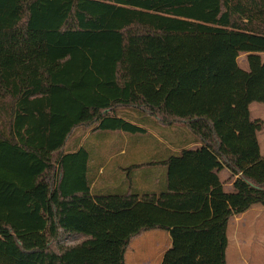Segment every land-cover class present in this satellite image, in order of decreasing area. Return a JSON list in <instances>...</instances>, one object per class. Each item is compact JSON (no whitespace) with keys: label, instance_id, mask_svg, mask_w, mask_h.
Masks as SVG:
<instances>
[{"label":"trees","instance_id":"obj_1","mask_svg":"<svg viewBox=\"0 0 264 264\" xmlns=\"http://www.w3.org/2000/svg\"><path fill=\"white\" fill-rule=\"evenodd\" d=\"M262 54L264 0H0V264H126L148 231L172 239L160 264H227L231 219L264 206ZM149 119L201 144L123 170L163 166L159 192L95 189L102 165L65 151Z\"/></svg>","mask_w":264,"mask_h":264},{"label":"rangeland","instance_id":"obj_2","mask_svg":"<svg viewBox=\"0 0 264 264\" xmlns=\"http://www.w3.org/2000/svg\"><path fill=\"white\" fill-rule=\"evenodd\" d=\"M262 59L264 60V54H262ZM238 63L242 69H248L245 54H242L239 57ZM250 110L251 118L253 120L260 119L264 122V104L254 103L250 106ZM125 113L127 115L129 114L131 118H134L135 116L130 110L125 111ZM149 120L150 122L145 126L148 133L143 137L141 135L138 137L141 138L138 140H143L144 142V155L139 159L140 163H143L150 158L151 150L154 148L153 143L155 142L153 136L156 139L159 137L161 139H168L169 137L168 129L159 127L156 121ZM111 137L115 136L113 135ZM106 138L107 135H105L104 132L98 131L90 134L89 130L80 129L71 137L65 151H72L75 143L80 140L87 148H91V150L94 149L95 154L99 155L100 153L98 154V152L104 150L105 146L104 143L101 142ZM259 140L261 154L264 156V128L260 133ZM103 158H105V156L102 152V155L98 156V160H100L99 164L101 165L105 164ZM116 165L117 164L113 162L109 166L107 165L105 169L108 171L109 168L112 166L115 167ZM106 173H104V175H106ZM103 179L104 178H100L99 182H103ZM99 182H94L95 189L103 186L102 184H99ZM228 188L229 187H227V189ZM236 224L238 225V241H236L234 233L236 230ZM164 236V232L148 231L134 239L126 252V264H154L159 261L158 257L161 255V249L165 244ZM82 239L83 237L71 236L63 240L62 244L70 246L80 242ZM228 239L227 264H264V206H254L243 218V221L239 223H235V220L232 221L231 229L228 230Z\"/></svg>","mask_w":264,"mask_h":264},{"label":"crops","instance_id":"obj_3","mask_svg":"<svg viewBox=\"0 0 264 264\" xmlns=\"http://www.w3.org/2000/svg\"><path fill=\"white\" fill-rule=\"evenodd\" d=\"M181 132L182 130L179 127L173 126L168 129V139H161L160 137L157 138V142H154V148L151 150L150 158L158 162H162L170 155H172L171 153H177L185 148L187 150H196L201 147V144L195 142L194 139L185 130H183L182 132L183 135ZM260 133L258 139L260 138ZM105 135H107V138L101 142L105 145L104 150L98 152V154L100 153L99 156L102 155V152L104 153L105 158H103V160L105 161V164L102 165V167H100L101 165H98L101 169L99 170V175L95 180L96 182H99L100 178H104L103 182H99V184L103 185L102 188H105L106 190H112L114 188H117L118 186L124 187V185H126V182H129V178L131 179L135 190L141 194L145 192H159L160 189H162L164 185H166L167 177L166 171L163 166H152L149 169L136 170L133 174H130V176L125 175V172L123 171L125 168L140 164L139 159L144 155V142L136 138H130L122 132L114 134L112 132ZM113 135L115 137H111ZM88 149L90 152V167L95 171V164H99L100 160H98V155L95 154L94 149ZM113 162L117 165L115 167L112 166L107 171L105 167L107 165L109 166ZM104 173H106V175H104ZM218 176L224 186L225 191L232 192V185L234 180L230 179L231 176L229 171L223 170L218 174ZM227 187L229 188L227 189ZM249 211L238 217L232 218L229 223L228 230L231 229L232 221L235 220V223L243 221V218ZM237 228L238 225L236 224V230L234 232L236 241H238ZM164 233L165 244L161 249V255H159L158 257L159 261L155 262L154 264H160L163 260L165 252L172 246V239L170 237V234L166 232Z\"/></svg>","mask_w":264,"mask_h":264}]
</instances>
